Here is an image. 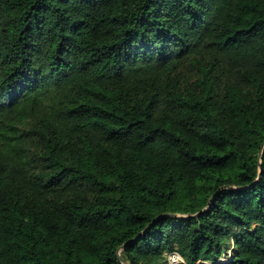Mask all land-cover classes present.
<instances>
[{"label": "trees", "instance_id": "1", "mask_svg": "<svg viewBox=\"0 0 264 264\" xmlns=\"http://www.w3.org/2000/svg\"><path fill=\"white\" fill-rule=\"evenodd\" d=\"M263 143L264 0H0V264H264Z\"/></svg>", "mask_w": 264, "mask_h": 264}, {"label": "built area", "instance_id": "2", "mask_svg": "<svg viewBox=\"0 0 264 264\" xmlns=\"http://www.w3.org/2000/svg\"><path fill=\"white\" fill-rule=\"evenodd\" d=\"M168 258H169L170 264H179L181 262H184L183 258L177 252L169 254Z\"/></svg>", "mask_w": 264, "mask_h": 264}, {"label": "water", "instance_id": "3", "mask_svg": "<svg viewBox=\"0 0 264 264\" xmlns=\"http://www.w3.org/2000/svg\"><path fill=\"white\" fill-rule=\"evenodd\" d=\"M263 148H264V143H263V145H262V150L260 151V154H259L260 157L262 156ZM228 188H232V187H229V186H228ZM216 194H217V193H216ZM216 194H215L213 197H215ZM199 214H200V213H198L197 215H199ZM168 216H175V217H177L178 215H171V214H169ZM161 217H162V216H161ZM144 232H146V230L143 231V232L140 234V236H141ZM140 236H139V237H140ZM128 243H130V242H128ZM125 246H126V244L123 245V246L120 248L119 251H121L122 249H124ZM119 254H120V252H119ZM120 259H121V261L123 262V264H128L127 262H125L124 258L121 256V254H120Z\"/></svg>", "mask_w": 264, "mask_h": 264}, {"label": "rangeland", "instance_id": "4", "mask_svg": "<svg viewBox=\"0 0 264 264\" xmlns=\"http://www.w3.org/2000/svg\"><path fill=\"white\" fill-rule=\"evenodd\" d=\"M232 252H233V248L229 251L228 255H224L223 257H221L219 259V262H221L222 264H228L230 261V256L233 254Z\"/></svg>", "mask_w": 264, "mask_h": 264}]
</instances>
